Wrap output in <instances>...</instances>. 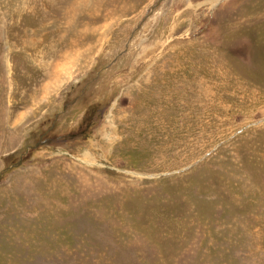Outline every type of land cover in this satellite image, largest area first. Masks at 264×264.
<instances>
[{
    "label": "rangeland",
    "instance_id": "1",
    "mask_svg": "<svg viewBox=\"0 0 264 264\" xmlns=\"http://www.w3.org/2000/svg\"><path fill=\"white\" fill-rule=\"evenodd\" d=\"M0 264H264V0H0Z\"/></svg>",
    "mask_w": 264,
    "mask_h": 264
}]
</instances>
